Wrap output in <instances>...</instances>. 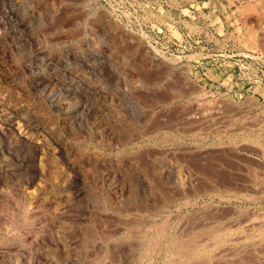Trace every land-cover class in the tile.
<instances>
[{
  "label": "rangeland",
  "instance_id": "374dc122",
  "mask_svg": "<svg viewBox=\"0 0 264 264\" xmlns=\"http://www.w3.org/2000/svg\"><path fill=\"white\" fill-rule=\"evenodd\" d=\"M0 264H264V0H0Z\"/></svg>",
  "mask_w": 264,
  "mask_h": 264
},
{
  "label": "bare ground",
  "instance_id": "6f19581e",
  "mask_svg": "<svg viewBox=\"0 0 264 264\" xmlns=\"http://www.w3.org/2000/svg\"><path fill=\"white\" fill-rule=\"evenodd\" d=\"M230 239V238H229ZM193 248V247H192ZM182 251V250H181ZM188 253V252H187ZM190 253V252H189ZM204 261V260H203ZM215 262V261H214ZM197 263V262H196Z\"/></svg>",
  "mask_w": 264,
  "mask_h": 264
}]
</instances>
